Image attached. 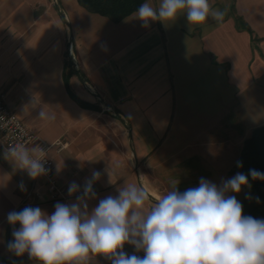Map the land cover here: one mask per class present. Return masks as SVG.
<instances>
[{"label":"crops","instance_id":"crops-1","mask_svg":"<svg viewBox=\"0 0 264 264\" xmlns=\"http://www.w3.org/2000/svg\"><path fill=\"white\" fill-rule=\"evenodd\" d=\"M209 4L226 13L223 21L195 26L181 14L145 26L136 13L113 23L76 0H0L5 102L41 139L64 145L49 153L63 191L51 200L43 177L6 159L0 139V264H38L9 251L19 228L8 223L9 212L31 206L50 215L56 203L75 202L80 193L69 196V184L82 191L94 171L101 175L89 210L124 184L148 192L147 209L172 180L183 192L201 178L220 186L236 174L244 142L264 127V0ZM41 108L55 119H41ZM229 194L243 203L245 189ZM124 251L137 254L128 244ZM81 264L107 261L90 254Z\"/></svg>","mask_w":264,"mask_h":264},{"label":"clouds","instance_id":"clouds-1","mask_svg":"<svg viewBox=\"0 0 264 264\" xmlns=\"http://www.w3.org/2000/svg\"><path fill=\"white\" fill-rule=\"evenodd\" d=\"M181 14L195 26L209 19L223 21L226 15L212 9L209 0H160L158 6L145 0L135 16L147 26L149 21L171 22ZM38 116L55 119L43 108ZM38 151L44 152L40 147L30 150L16 145L4 155L36 179L47 174ZM237 166L243 167L242 162ZM100 175L94 171L86 178L82 191L71 182L69 196L80 195L73 203H56L50 215L31 206L9 212L8 223L19 225L12 232L9 251L16 256L27 253L38 264H81L90 254L102 255L110 264H264V219L244 215L243 204L229 194L250 188L249 175L252 180H264V173L237 172L220 186L201 178L197 187L183 192L178 190L179 181L172 180L170 189L147 209L148 192L124 184L117 196H106L89 210L88 201L96 198L93 185ZM126 244L143 256L126 253Z\"/></svg>","mask_w":264,"mask_h":264},{"label":"trees","instance_id":"trees-1","mask_svg":"<svg viewBox=\"0 0 264 264\" xmlns=\"http://www.w3.org/2000/svg\"><path fill=\"white\" fill-rule=\"evenodd\" d=\"M78 5L91 14L109 19L113 23H119L124 18L136 13L139 5L145 0H76ZM238 26L246 29L244 22L236 18ZM65 68H69L66 62ZM74 73V72H73ZM80 106L89 107L77 98H73ZM242 162L243 167H238L237 163ZM233 168V173L242 172L248 174L250 169H255L264 173V127L255 129L250 138L242 147L239 160ZM251 187H245V197L243 200V214L251 215L258 219H264V180H252L249 175ZM249 197V198H246ZM257 198L259 202H257ZM24 259L29 260L22 256Z\"/></svg>","mask_w":264,"mask_h":264},{"label":"built area","instance_id":"built-area-1","mask_svg":"<svg viewBox=\"0 0 264 264\" xmlns=\"http://www.w3.org/2000/svg\"><path fill=\"white\" fill-rule=\"evenodd\" d=\"M74 58V56L71 54ZM90 90V87L88 86ZM0 139L4 145L5 151L16 145H24L28 149L40 147L44 152H37L36 155L44 158V167L47 170L46 175H42L46 183L47 192L51 200H58L63 197V191L55 176L53 170V161L50 158L51 149L56 146L58 151L64 148L60 142L48 144L33 131L28 129L21 119L8 107L5 102V95L0 89ZM83 190V189H82ZM143 256V252L137 253ZM102 256V255H101ZM104 257V256H103ZM105 258V257H104ZM106 259V258H105ZM107 264L110 261L106 259Z\"/></svg>","mask_w":264,"mask_h":264},{"label":"rangeland","instance_id":"rangeland-1","mask_svg":"<svg viewBox=\"0 0 264 264\" xmlns=\"http://www.w3.org/2000/svg\"><path fill=\"white\" fill-rule=\"evenodd\" d=\"M71 54L73 55V52H72L71 44H69L68 49H67V63H69V68L67 69L69 71V74H72L73 72H75V69H77L76 61L75 59H73ZM125 252L130 255L132 254V252L130 251H125Z\"/></svg>","mask_w":264,"mask_h":264}]
</instances>
